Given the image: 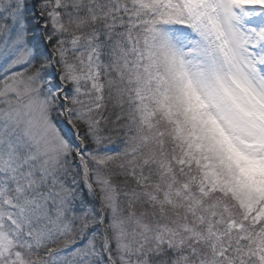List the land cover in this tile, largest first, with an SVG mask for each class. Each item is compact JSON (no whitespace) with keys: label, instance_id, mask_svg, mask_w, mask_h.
I'll return each instance as SVG.
<instances>
[{"label":"snow or ice","instance_id":"obj_1","mask_svg":"<svg viewBox=\"0 0 264 264\" xmlns=\"http://www.w3.org/2000/svg\"><path fill=\"white\" fill-rule=\"evenodd\" d=\"M0 264H264V0H0Z\"/></svg>","mask_w":264,"mask_h":264}]
</instances>
